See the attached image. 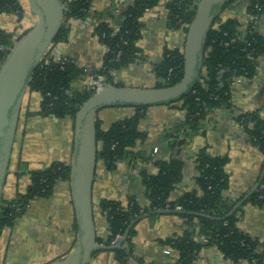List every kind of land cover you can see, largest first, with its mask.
Returning a JSON list of instances; mask_svg holds the SVG:
<instances>
[{"label":"crops","instance_id":"obj_1","mask_svg":"<svg viewBox=\"0 0 264 264\" xmlns=\"http://www.w3.org/2000/svg\"><path fill=\"white\" fill-rule=\"evenodd\" d=\"M171 0H159L158 6L148 10L142 17V37L138 47L146 55V61L128 69L113 73L114 82L126 87L154 88L157 83L153 67L162 62L165 49L184 51L186 33L168 26L167 4ZM246 0H238L224 10L220 23L237 19L245 32L248 16ZM24 9L20 21L16 15H0V28L14 34L19 42L38 21L31 12L26 0H19ZM132 0H93L90 17L86 20L69 21L68 40L56 45L52 52L56 62L67 57L85 70L87 76L73 84L84 89L88 78L95 75L102 66L106 54L105 46L94 34L98 22H110L131 5ZM218 26V25H217ZM258 33L264 36V15L257 24ZM232 109H218L210 113L204 121L205 129L194 136L187 137L183 127L186 111L179 105L149 107L146 116L139 123V130L147 133L144 142H138L134 152L142 153L152 161L134 159L129 155L120 161L115 170H109L103 160H98L96 180L93 190L94 220L98 239L109 236L107 218L102 213L101 201L104 199L121 202L124 206L135 197L141 207H149L142 175H156L159 169L155 161L169 162L180 159L185 163L182 180L170 195L176 200L184 193L198 189L195 166L196 155L206 149L212 156H228L226 172L230 188L228 199H236L248 194L259 183L264 171V157L252 146L243 127L236 121L241 111L252 112L264 108V58L260 60L257 75L251 80L234 82ZM42 96L28 91L25 95L15 136V143L6 179L3 202H12L26 193L31 183L30 172L43 169L54 162L71 164L74 142L75 122L72 118L57 119L42 117L40 110ZM134 108H106L99 112L101 129L107 131L112 124L133 116ZM264 118V110L262 111ZM69 182L60 181L54 188L51 198L33 201L24 216L14 227H6L0 233V264H50L64 259L75 248L78 225ZM242 219L238 222L241 231L264 242V209L247 205ZM134 238V257L128 264H175L179 253L166 245V240L180 236L186 228L180 215H157L138 223ZM199 242L202 237H197ZM114 253H96L90 264H117ZM198 257L197 264H236L224 258L217 248L205 247ZM241 264H248L242 262Z\"/></svg>","mask_w":264,"mask_h":264},{"label":"trees","instance_id":"obj_2","mask_svg":"<svg viewBox=\"0 0 264 264\" xmlns=\"http://www.w3.org/2000/svg\"><path fill=\"white\" fill-rule=\"evenodd\" d=\"M237 1L226 3L223 11ZM62 2L67 6V11L54 46L68 40L70 20H86L90 17L93 0ZM199 2L200 0H171L167 4L168 26L174 30L182 29L187 34L189 25L196 17ZM158 4L159 0H132L131 5L114 18L113 24L96 23L94 34L105 46L106 54L102 68L95 75L105 77L107 85L122 87V84L114 82L113 73L146 61V55L138 47L143 31L141 19ZM245 9L248 25L243 33L240 32L242 24L237 19H229L225 23H220V17L216 19L208 33L200 82L189 94L169 104H180V108L185 109L186 120L183 127L189 138L205 129L204 121L210 113L218 109L233 108L234 82L237 79L251 80L257 75L260 60L264 58V36L257 30L258 21L264 15V0H246ZM9 13L16 15L20 21L23 19L24 9L19 0H0V15ZM13 37L14 34L0 28V68L10 49L17 43ZM51 51L40 61L29 84L30 92L40 93L42 96L40 110L36 114L57 119L70 117L75 122L76 115L95 91L87 87L82 90L74 88L73 84L85 78L87 73L72 59L56 62ZM183 58L184 53L180 49H165L162 62L153 67L157 80L155 88L172 87L182 81ZM148 108L135 107L133 116L115 122L107 131H103L97 121V160H103L109 170H115L117 164L129 155L134 159L152 161L151 157L134 152L137 143L147 139V133L140 132L139 123L145 118ZM263 110L264 108L252 112L241 111L236 121L243 127L250 144L264 157ZM194 158L197 171L195 183L198 189L186 192L176 200H171L170 195L183 177L185 163L180 159L155 161L153 164L159 172L156 175H142L141 184L144 185L146 197L150 201L149 207H141L135 197L126 206L119 201L102 200L100 206L108 221L109 236L106 240L98 239V242L107 246L117 244L132 222L149 212L183 211L185 214L180 217L185 220L187 229L182 235L165 242L179 253L175 264H197V256L205 247L217 248L225 259L236 264H264V242L238 227L245 206L264 209V177L259 189L244 206L224 219L247 194L236 199L226 197L230 188L229 175L226 172L228 156H212L206 149H202ZM29 174L31 183L26 193L12 202L2 203L0 233L6 227H14L33 201L51 198L58 182H69L71 165L54 162ZM137 225L132 228L128 239L119 249L110 251L114 253L117 264H128L129 259L134 257L133 240L137 235ZM197 237H202L203 241L199 242Z\"/></svg>","mask_w":264,"mask_h":264},{"label":"water","instance_id":"obj_3","mask_svg":"<svg viewBox=\"0 0 264 264\" xmlns=\"http://www.w3.org/2000/svg\"><path fill=\"white\" fill-rule=\"evenodd\" d=\"M38 17L32 30L10 49L0 68V212L3 191L13 153L20 111L33 73L54 46L64 21L67 6L62 0H26ZM231 0H200L195 19L188 27L184 45V78L168 88L118 87L108 84L96 92L80 109L75 120V142L71 162L72 200L78 225L75 248L64 259L50 264H90L94 255L119 249L132 228L142 220L157 215H183V211H153L132 222L119 242L112 246L100 244L94 220L93 190L98 166L97 119L101 110L121 107L165 106L179 101L200 82L208 33ZM259 183L224 219L235 214L259 189ZM196 216H203L194 214Z\"/></svg>","mask_w":264,"mask_h":264},{"label":"built area","instance_id":"obj_4","mask_svg":"<svg viewBox=\"0 0 264 264\" xmlns=\"http://www.w3.org/2000/svg\"><path fill=\"white\" fill-rule=\"evenodd\" d=\"M51 50H52L51 52L57 51L56 46L52 47ZM68 60H69V58H67V57L60 59L61 62H65ZM242 80H243V78L237 79V81H239V82ZM85 86L89 90L95 91V93H96V92L102 91L107 86V83H106L105 77H103L101 75H97V76L94 75V76L88 78L87 84Z\"/></svg>","mask_w":264,"mask_h":264}]
</instances>
